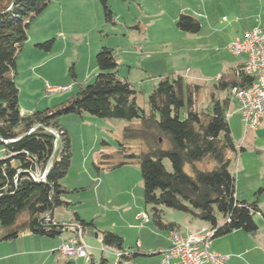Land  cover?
Listing matches in <instances>:
<instances>
[{"label": "trees", "instance_id": "trees-1", "mask_svg": "<svg viewBox=\"0 0 264 264\" xmlns=\"http://www.w3.org/2000/svg\"><path fill=\"white\" fill-rule=\"evenodd\" d=\"M50 2L0 0V242L21 234L49 239L64 233L97 234L103 247L116 252V260L109 263L100 258L96 262L89 257L86 264H139L137 259L146 256L138 249L125 250L119 234L98 231L92 220H83L77 212L70 220L77 231L54 218L55 209L72 206L64 199L70 191L61 183L70 166L71 144L59 117L83 113L137 123L124 128V137L142 141L145 149L135 152L120 143L115 153L118 159L105 169L132 162L139 165L143 203L149 208V222L155 230L179 232L175 222L165 220L163 207L204 222L213 232L211 239L237 230L255 234L258 226L253 215L261 211L257 201L248 203L235 197L231 167L238 150L227 120L232 90L250 89L254 83L243 73L242 64L216 80L207 104L201 107L196 98L199 86L184 85L178 74L160 75L147 97V109H142L136 102L138 92L118 75L113 50L101 47L95 55L97 73L92 83L79 84L75 93L53 109L21 113L15 84L17 55L31 22ZM98 2L104 20L112 22L108 0ZM175 26L187 34L200 31L198 20L184 14L179 15ZM35 46L50 52L52 41ZM106 156L111 155L100 151L93 166L98 168ZM165 160L170 163L169 171Z\"/></svg>", "mask_w": 264, "mask_h": 264}, {"label": "rangeland", "instance_id": "rangeland-1", "mask_svg": "<svg viewBox=\"0 0 264 264\" xmlns=\"http://www.w3.org/2000/svg\"><path fill=\"white\" fill-rule=\"evenodd\" d=\"M216 2L226 4V0H108L113 20L106 22L98 0H51L31 22L27 40L17 55L15 84L21 113L53 109L62 99L75 93L79 84L92 83L97 73L95 55L101 47L113 50L119 64L118 75L126 78L138 92L136 102L142 109H147V97L157 83L158 76L153 75L159 73L178 74L184 85L199 86L197 105H206V96L223 71L224 64L220 60L234 63L240 59L226 49V40L240 37L229 16L226 15L227 22H222L220 17L212 18L211 8ZM180 13L198 20L200 31L197 34L183 33L175 26ZM207 14L209 19L205 17ZM212 22L220 30L216 35L208 30L207 24ZM46 41H52L50 52L35 46ZM64 86L68 90L47 92V87ZM230 121L242 134L245 127L239 118L234 115ZM59 123L67 131L71 144L70 166L61 183L70 191L64 199L72 206L68 210L55 209L54 218L68 225L72 213L77 212L83 220H92L98 231L119 234L125 250L140 249L152 254L140 256L137 263L160 264L159 255H153L151 249H165L164 233L155 230L149 221L136 220L138 215L149 212L143 203L139 165L132 162L105 169L118 159L115 153L120 143L135 152L145 149L142 141L124 137V128L135 127L137 123L104 120L86 113L62 115ZM259 141L264 145L263 136ZM102 150L111 156L100 160L97 168L93 163L98 162L97 155ZM2 155L0 146V159ZM245 158L246 172L250 175L248 183L240 180V188H257L264 182V161L254 163ZM164 166L168 171L171 169L167 160ZM234 176L237 177L236 171ZM259 207L264 211V206ZM162 209L166 221L179 223L181 227L186 225V220H197L187 213ZM253 220L259 228L264 223L258 214L253 215ZM78 236L94 261L104 258L112 263L116 260V252L103 247L94 236L82 233ZM54 240L21 234L16 239L0 242V264H86L88 259L81 257L58 262V253L52 254L50 250Z\"/></svg>", "mask_w": 264, "mask_h": 264}, {"label": "crops", "instance_id": "crops-1", "mask_svg": "<svg viewBox=\"0 0 264 264\" xmlns=\"http://www.w3.org/2000/svg\"><path fill=\"white\" fill-rule=\"evenodd\" d=\"M180 14H183V13H180ZM211 15H212V18L220 17L222 22H227L228 18L226 15H228L230 18V22L232 23L231 25L234 27L235 33L240 34V35H237L240 37H242L247 31L255 29V28L264 30V0H226V4H224V6L216 2V5H214L213 9L211 8ZM205 17L207 19L210 18L208 14L205 15ZM207 25L210 26L208 30L211 32L212 35H216L220 32V30L214 26L213 22ZM232 40L233 38L226 40L225 45L227 46ZM220 61H222V63L224 64L223 69H222L223 71L215 78V81L222 74L242 64L243 58L240 57V59H238V61L234 63L225 62L222 59ZM160 75L162 74L159 73L157 75H153V77L160 76ZM53 93H60V92H53ZM208 96L209 94L206 96L207 102H208ZM197 104H198V101H197ZM234 115H236L240 120V116L237 111V104L233 100L230 105L229 111L227 112V120L229 123L231 136L235 143V147L238 150V153L232 164L234 165V169H232L233 174H234V171L237 172V177L235 178V197L239 201H245L248 203L257 201L258 207L264 206V182H263L264 180L261 181L263 183L259 184L258 185L259 187L257 188L250 187L248 188V190H244L240 188L241 181L243 180L245 181V183H248V178L250 175V173L246 172L247 169L245 168L246 166L245 157H248L249 158L248 160H251L254 163H256L258 160H261V159L264 161V145H262L259 141V138H261L262 136L264 137V120L261 121L260 126L256 130L254 131L244 130L243 133L240 134L238 131H236L233 121H230ZM251 153H255V154H251ZM240 174H242L241 177H240ZM258 190H260L259 193H256ZM260 211L261 212L258 213V215H260L264 219L263 209H260ZM136 220L140 221L138 219ZM58 222L63 224L62 221H58ZM66 224H68L71 227L73 226L72 223H66ZM176 224L179 226V233H182V234L195 232L202 228H207V225L204 222L199 221V220H196V221L186 220V225H184V227H181L179 223H176ZM163 233L166 239L165 249L164 250H160L158 248L151 249L152 250L151 252H153V255H159L158 258H159L160 264H161L162 253L165 250H167L169 247V241L167 237L168 233L167 232H163ZM79 237L80 236L78 235L73 236L71 234L68 237L60 236V237L55 238L54 242L50 244L51 246L50 250L52 254L58 253L59 257L56 256L57 258L56 260L58 262L60 260L63 261V260L71 259L70 257L80 258L78 256H63L59 251L60 246L68 240L75 239L79 243V245H82L80 243ZM211 249L223 256H227L228 264H264V223L263 225H261L260 228L258 227V230L255 234H247V233L242 232L241 230H237L225 236L212 239ZM138 250L140 251V249ZM142 252L145 253L146 255L151 254V253H147L144 251ZM49 257L50 259L54 258L53 256H49Z\"/></svg>", "mask_w": 264, "mask_h": 264}, {"label": "built area", "instance_id": "built-area-1", "mask_svg": "<svg viewBox=\"0 0 264 264\" xmlns=\"http://www.w3.org/2000/svg\"><path fill=\"white\" fill-rule=\"evenodd\" d=\"M226 49L233 56L243 58V73L254 79L250 89H234L231 92L245 130L254 131L264 120V30H249L230 42ZM66 90L67 87H47L48 93ZM136 219L147 222L149 216L144 213ZM212 234L209 228L186 234L168 232L169 247L162 253L161 264H228L227 256L211 249ZM59 251L63 256H78L86 260L89 257L85 247L75 239L64 242Z\"/></svg>", "mask_w": 264, "mask_h": 264}, {"label": "water", "instance_id": "water-1", "mask_svg": "<svg viewBox=\"0 0 264 264\" xmlns=\"http://www.w3.org/2000/svg\"><path fill=\"white\" fill-rule=\"evenodd\" d=\"M56 142H57V136H56ZM65 226V225H64ZM67 226V225H66ZM76 231H77V227L76 226H72ZM90 236H94L97 239V234H89Z\"/></svg>", "mask_w": 264, "mask_h": 264}]
</instances>
